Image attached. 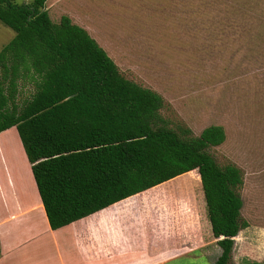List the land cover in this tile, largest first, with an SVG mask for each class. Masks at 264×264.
Wrapping results in <instances>:
<instances>
[{"label":"trees","instance_id":"obj_1","mask_svg":"<svg viewBox=\"0 0 264 264\" xmlns=\"http://www.w3.org/2000/svg\"><path fill=\"white\" fill-rule=\"evenodd\" d=\"M48 0H0V22L15 32L0 51V134L16 128L54 231L199 170L216 264L233 263L243 220L244 175L211 155L222 126L199 136L172 127L164 99L127 79L68 16L54 23ZM34 86L19 103L23 82ZM0 245V258H1Z\"/></svg>","mask_w":264,"mask_h":264},{"label":"rangeland","instance_id":"obj_2","mask_svg":"<svg viewBox=\"0 0 264 264\" xmlns=\"http://www.w3.org/2000/svg\"><path fill=\"white\" fill-rule=\"evenodd\" d=\"M46 8L54 23L68 16L86 29L127 79L161 95L172 127L195 136L210 126L225 129V143L210 153L220 166L242 170V217L249 224L235 239L233 263L264 264V0H48ZM14 37L0 22V50ZM33 93L23 82L19 103ZM9 134L25 155L17 129ZM160 190L156 195L170 199L167 226L206 240L199 170ZM35 192L39 199L37 185ZM63 235L62 263L91 264Z\"/></svg>","mask_w":264,"mask_h":264},{"label":"crops","instance_id":"obj_3","mask_svg":"<svg viewBox=\"0 0 264 264\" xmlns=\"http://www.w3.org/2000/svg\"><path fill=\"white\" fill-rule=\"evenodd\" d=\"M25 155L9 130L0 134V264H65V233L73 238L83 263L216 264L222 255L209 215L206 240L167 226L170 199L156 193L177 179L54 231L41 197L37 199Z\"/></svg>","mask_w":264,"mask_h":264}]
</instances>
